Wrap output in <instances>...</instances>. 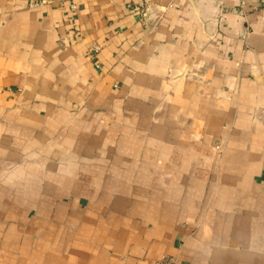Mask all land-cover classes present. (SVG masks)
<instances>
[{"label":"crops","instance_id":"crops-1","mask_svg":"<svg viewBox=\"0 0 264 264\" xmlns=\"http://www.w3.org/2000/svg\"><path fill=\"white\" fill-rule=\"evenodd\" d=\"M41 1L0 0V264H264V0Z\"/></svg>","mask_w":264,"mask_h":264},{"label":"built area","instance_id":"built-area-1","mask_svg":"<svg viewBox=\"0 0 264 264\" xmlns=\"http://www.w3.org/2000/svg\"><path fill=\"white\" fill-rule=\"evenodd\" d=\"M45 2H46L45 0H42L40 3L44 4ZM72 7L75 9L77 5H73ZM100 49L101 47L96 45L93 50V55L96 56L99 53ZM97 67H100V63H97ZM174 262L175 261L173 257L163 256L162 258L156 260L154 264H174Z\"/></svg>","mask_w":264,"mask_h":264}]
</instances>
